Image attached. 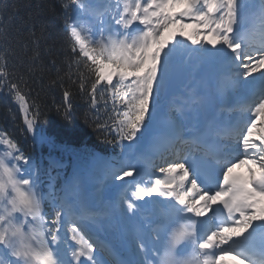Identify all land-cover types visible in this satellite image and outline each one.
Returning a JSON list of instances; mask_svg holds the SVG:
<instances>
[{"label": "snow or ice", "instance_id": "obj_1", "mask_svg": "<svg viewBox=\"0 0 264 264\" xmlns=\"http://www.w3.org/2000/svg\"><path fill=\"white\" fill-rule=\"evenodd\" d=\"M62 6L70 52L77 64L84 58L80 90L92 109L107 105L106 93L114 106L111 125L96 127L114 132L108 142L122 153L144 143L148 152L131 165L125 153L120 167L93 158L100 183L117 193L101 214L84 204L79 175L63 195L50 185L45 192L31 158L11 139L0 141L8 148L0 153V264H106L104 245L86 238L90 225L102 227L101 215L115 218L130 237L135 258L116 264H168L173 253L198 264H264V0H64ZM4 8L0 91L14 94L27 130L36 133L39 110L29 118L26 96L6 70L12 41ZM30 34L38 45L43 24L40 37ZM185 75L187 94L173 106ZM63 95L69 101L71 93ZM71 108L68 102L62 109L66 121ZM156 167L160 175L152 178ZM134 175L126 185L114 183Z\"/></svg>", "mask_w": 264, "mask_h": 264}, {"label": "trees", "instance_id": "obj_2", "mask_svg": "<svg viewBox=\"0 0 264 264\" xmlns=\"http://www.w3.org/2000/svg\"><path fill=\"white\" fill-rule=\"evenodd\" d=\"M63 3L64 0H0V5L5 6L3 25L12 41L6 70L10 73L9 79L18 82L26 96L29 118L38 109L37 128L58 146L85 159L96 151L110 154L109 150L114 151L115 144H108L109 136L96 127L89 98L79 88L84 58L79 57L77 64L75 54L70 52L69 37L63 29ZM41 24L44 34L37 45L30 32L35 31L40 37ZM3 51L0 47V54ZM67 74L72 77L69 79ZM65 90L71 93L72 104L71 119L67 121L62 116V109L67 104L63 95ZM105 99L107 105L100 101L96 109L106 111L104 117L111 123L114 106L109 94H105ZM0 120L6 133L14 139L26 128L24 112L14 94L7 90L0 91Z\"/></svg>", "mask_w": 264, "mask_h": 264}, {"label": "rangeland", "instance_id": "obj_3", "mask_svg": "<svg viewBox=\"0 0 264 264\" xmlns=\"http://www.w3.org/2000/svg\"><path fill=\"white\" fill-rule=\"evenodd\" d=\"M185 32H186V35H190V34H192V29L189 27L188 29L185 30ZM177 38L180 39V38H182V37L177 36ZM188 43H190V41H189ZM77 67H78V68H77V71H79V66H77ZM68 70H69V67H68ZM83 71H85V69H84ZM67 75H68L69 79H70V77H72L70 74H67ZM86 75H88V74H86ZM76 76H78V75H76ZM87 84H90V81H89V83H88V81L86 80L85 86H86ZM183 89H184V88H183ZM183 89H182L180 92L185 91V89H184V90H183ZM177 96H179V95H177ZM177 96H175V97L173 98V100H174ZM178 98H179V97H178ZM40 136H41V135L38 134V135L36 136V139H35V140L40 142V143H39L40 146H42V145H44V144L47 146V148H48V151H47V152L49 153V155H48V161H50L52 164H54V165H55L57 168H59V169H63V170L68 169V166H67L68 164H67V162H66L65 160L69 157V155H67V154H62L63 157L50 155V154H53V153L51 152L50 149H52V148H54V147H49V143H48V142H46V143H42V142L40 141V139H39ZM0 137L3 139V141H5V140H7V139H10V138H7V137H5V136H2L1 131H0ZM12 141H13V140H12ZM13 142H14V141H13ZM14 143H15V142H14ZM18 147H19V146H18ZM19 149H20V151H22L20 147H19ZM54 149H55V148H54ZM7 150H8L7 145L4 144V143H1L0 153H3V152H5V151H7ZM25 156H27V155H25ZM27 157H29V156H27ZM53 157H59V158H63V159H62L60 162H58V161H53V160H52ZM95 157H99V158H100V155H96ZM30 158H31V157H30ZM93 158H94V157H93ZM93 158H92V160H91V163L88 162V163L82 165V166H87L86 168H76V169H74V172H75L76 174H77V173H82V175L85 176V180L83 181V184H82V189H83L84 191H86L90 186L94 185V184L96 183V181H97L98 176L100 175L99 173H97V172L94 171ZM103 160L109 162V160H106V159H104V158H103ZM31 161L36 165L35 161H34L32 158H31ZM161 165H162V164H161ZM36 166H37V165H36ZM69 234H70V233H69ZM70 235H71V234H70ZM67 237H69V236H67Z\"/></svg>", "mask_w": 264, "mask_h": 264}, {"label": "clouds", "instance_id": "obj_4", "mask_svg": "<svg viewBox=\"0 0 264 264\" xmlns=\"http://www.w3.org/2000/svg\"><path fill=\"white\" fill-rule=\"evenodd\" d=\"M183 227V224L177 225V228L175 230H182ZM168 264H198V262L193 257H182L173 253L172 259L168 262Z\"/></svg>", "mask_w": 264, "mask_h": 264}, {"label": "bare ground", "instance_id": "obj_5", "mask_svg": "<svg viewBox=\"0 0 264 264\" xmlns=\"http://www.w3.org/2000/svg\"><path fill=\"white\" fill-rule=\"evenodd\" d=\"M183 89V88H182ZM181 89V90H182ZM180 90V91H181ZM184 90V89H183ZM181 93V92H180ZM179 94V93H178ZM177 94V95H178ZM179 96H177L174 100L172 99L171 101H170V103H173V102H175L176 101V99L178 98ZM102 220H103V218H101ZM102 237H105V235H103ZM109 239H112L113 241H117V242H119V243H121V244H125V242H124V238H122V236H119L118 235V238L116 237V238H109ZM99 240H101V238H99ZM228 259H230V258H228Z\"/></svg>", "mask_w": 264, "mask_h": 264}, {"label": "water", "instance_id": "obj_6", "mask_svg": "<svg viewBox=\"0 0 264 264\" xmlns=\"http://www.w3.org/2000/svg\"><path fill=\"white\" fill-rule=\"evenodd\" d=\"M186 79H187V75L183 76V77L177 82L174 92H176V91L178 90V86H179L180 84H184V83H185Z\"/></svg>", "mask_w": 264, "mask_h": 264}]
</instances>
